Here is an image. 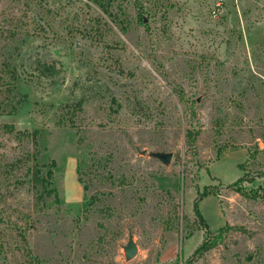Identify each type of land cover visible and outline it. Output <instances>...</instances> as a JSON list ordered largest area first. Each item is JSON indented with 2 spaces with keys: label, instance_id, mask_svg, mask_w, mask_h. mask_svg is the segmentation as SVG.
<instances>
[{
  "label": "rangeland",
  "instance_id": "1",
  "mask_svg": "<svg viewBox=\"0 0 264 264\" xmlns=\"http://www.w3.org/2000/svg\"><path fill=\"white\" fill-rule=\"evenodd\" d=\"M0 264H264V0H0Z\"/></svg>",
  "mask_w": 264,
  "mask_h": 264
},
{
  "label": "trees",
  "instance_id": "2",
  "mask_svg": "<svg viewBox=\"0 0 264 264\" xmlns=\"http://www.w3.org/2000/svg\"><path fill=\"white\" fill-rule=\"evenodd\" d=\"M101 7V6H100ZM102 8V7H101ZM42 74L46 77H53L55 74H56V71H55V67L53 64H50V65H45L43 64L42 65ZM81 104L82 102L81 101H78L75 106L76 108H80L81 107ZM53 165V162L51 163ZM242 165H238V168L241 169ZM51 170H48L46 171V173L42 174L41 173V168H37L35 167L34 170H33V180L35 183H40L41 187L43 188L42 189V192L44 193V195H47V196H50V195H53L54 196V200L57 201L58 199V194L56 192V190L54 188H51L49 187L50 186V178H51ZM243 181V178L240 177L237 179V181H235L234 183H232L230 185V187H233V186H236L238 183L242 182ZM214 192V189L211 190V189H204L201 193H199V197L198 199L193 203V212L196 216V218L198 219V221L200 222V224H202L204 227H206V224H205V221L204 219L202 218L199 210H198V202L205 196L211 194ZM228 225H225L223 227H221L219 229V234L222 233L225 229H227ZM209 233L206 234L205 236V240L204 242L198 246V248L196 249V253L198 252H202V251H206L210 248H212L216 242H218L219 238H220V235L216 236L215 238L213 239H209L208 236Z\"/></svg>",
  "mask_w": 264,
  "mask_h": 264
},
{
  "label": "water",
  "instance_id": "3",
  "mask_svg": "<svg viewBox=\"0 0 264 264\" xmlns=\"http://www.w3.org/2000/svg\"><path fill=\"white\" fill-rule=\"evenodd\" d=\"M153 156L162 160L163 163L170 161V154L156 153ZM137 253V246L134 243L132 237H129L127 245L124 247V256L127 261L131 260Z\"/></svg>",
  "mask_w": 264,
  "mask_h": 264
},
{
  "label": "built area",
  "instance_id": "4",
  "mask_svg": "<svg viewBox=\"0 0 264 264\" xmlns=\"http://www.w3.org/2000/svg\"><path fill=\"white\" fill-rule=\"evenodd\" d=\"M213 13H214V11H213Z\"/></svg>",
  "mask_w": 264,
  "mask_h": 264
}]
</instances>
